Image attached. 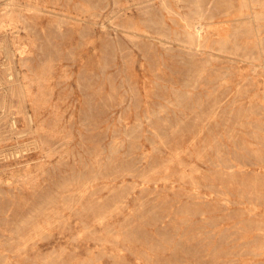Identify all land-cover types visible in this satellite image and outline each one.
Segmentation results:
<instances>
[{
  "label": "rangeland",
  "instance_id": "1",
  "mask_svg": "<svg viewBox=\"0 0 264 264\" xmlns=\"http://www.w3.org/2000/svg\"><path fill=\"white\" fill-rule=\"evenodd\" d=\"M0 264H264V0H0Z\"/></svg>",
  "mask_w": 264,
  "mask_h": 264
},
{
  "label": "bare ground",
  "instance_id": "2",
  "mask_svg": "<svg viewBox=\"0 0 264 264\" xmlns=\"http://www.w3.org/2000/svg\"><path fill=\"white\" fill-rule=\"evenodd\" d=\"M12 3V2H11ZM10 9V8H9ZM12 9V8H11ZM5 15V14H4ZM26 46V45H25ZM16 54V53H15ZM22 55V54H21ZM12 58V57H11ZM11 60V59H10ZM19 63V62H18ZM23 75V74H22ZM28 76V75H27ZM40 76V75H39ZM30 78V77H29ZM9 80V79H8ZM32 82V81H31ZM14 92V91H13ZM23 96V95H22ZM19 97V96H18ZM22 100V99H21ZM24 101V100H22ZM38 102V101H37ZM34 109V108H33ZM58 109V108H57ZM33 111V110H32ZM25 112V111H24ZM15 115V114H14ZM7 117V116H6ZM30 127V126H29ZM40 128V127H39ZM31 130V129H30ZM45 133V132H44ZM38 146V145H37Z\"/></svg>",
  "mask_w": 264,
  "mask_h": 264
}]
</instances>
